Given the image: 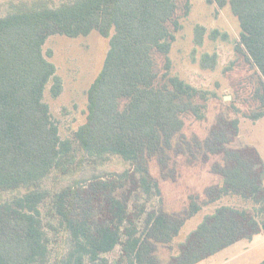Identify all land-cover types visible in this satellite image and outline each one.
Listing matches in <instances>:
<instances>
[{"label": "trees", "instance_id": "16d2710c", "mask_svg": "<svg viewBox=\"0 0 264 264\" xmlns=\"http://www.w3.org/2000/svg\"><path fill=\"white\" fill-rule=\"evenodd\" d=\"M215 1L239 20L236 52L253 71L244 116L256 122L264 118V0ZM191 7V0L9 2L0 15V194H16L0 202V264H160L155 246L170 245L188 219L227 197L250 206L205 216L168 264H197L260 233L264 164L255 148L229 146L239 120L219 117L205 139L184 133L208 107L205 92L171 73L169 53ZM92 30L110 39V49L87 93L86 123L63 140L44 101L50 84L61 94L62 81L44 47L49 37ZM195 33L201 45L206 29ZM216 62V55L202 59L206 69ZM212 157L221 159L211 166L220 183L204 200L190 196L179 216L157 207L162 190L152 163L162 180L175 181L180 159ZM115 160L122 171L110 169Z\"/></svg>", "mask_w": 264, "mask_h": 264}, {"label": "rangeland", "instance_id": "374dc122", "mask_svg": "<svg viewBox=\"0 0 264 264\" xmlns=\"http://www.w3.org/2000/svg\"><path fill=\"white\" fill-rule=\"evenodd\" d=\"M11 1L13 0H0V15L6 12ZM191 5L190 14L181 20L182 27L176 33V41L169 53L171 73L205 92L208 96V107L204 120H187L184 133L188 138L205 139L219 117L238 119L239 134L229 146L233 149L246 146L255 148L264 164V118L253 122L244 116L248 108L245 102H249L247 99L253 71L236 52L241 34L239 20L229 4L219 8L215 0H191ZM197 26L206 29L201 45L196 42ZM215 31L218 32V37L212 39L211 34ZM109 49L110 39L103 37L97 30L76 38L56 35L47 39L44 51L52 52L49 60L56 66L57 75L61 78L62 92L59 96H54L50 84L44 91V101L49 106L63 140L70 138L86 123L87 93L101 73ZM206 55L217 56L214 69L203 67L202 59ZM236 109L241 111L237 112ZM220 161L219 157H212L207 163L197 161L190 165L185 159H180L175 181L162 180L158 165L152 163L151 174L160 180L162 190L163 204L157 207L179 216L188 211L190 196L204 200L205 189L220 183L219 176L211 172L212 164ZM111 167L118 171L124 169V165L117 160L111 164L110 169ZM15 194L1 193L0 202L12 199ZM225 205L241 208L250 206L238 198L227 197L203 207L199 214L186 221L180 234L170 245L155 246L160 264H168L172 257L179 255L181 246L203 222L205 216ZM109 258L114 261L117 256L109 255ZM263 260L264 224L260 233L251 240L240 241L197 264H260Z\"/></svg>", "mask_w": 264, "mask_h": 264}]
</instances>
